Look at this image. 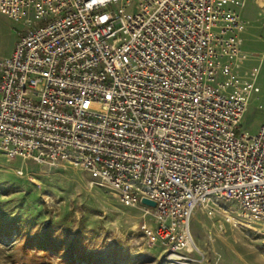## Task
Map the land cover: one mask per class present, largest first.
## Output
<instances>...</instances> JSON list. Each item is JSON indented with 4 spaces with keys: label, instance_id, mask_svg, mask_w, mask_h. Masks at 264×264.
Returning <instances> with one entry per match:
<instances>
[{
    "label": "built area",
    "instance_id": "obj_1",
    "mask_svg": "<svg viewBox=\"0 0 264 264\" xmlns=\"http://www.w3.org/2000/svg\"><path fill=\"white\" fill-rule=\"evenodd\" d=\"M247 1L0 0L23 27L0 60V154L86 173L148 218L168 264L200 263L197 209L264 241V119L241 130L259 92L237 72Z\"/></svg>",
    "mask_w": 264,
    "mask_h": 264
},
{
    "label": "rangeland",
    "instance_id": "obj_2",
    "mask_svg": "<svg viewBox=\"0 0 264 264\" xmlns=\"http://www.w3.org/2000/svg\"><path fill=\"white\" fill-rule=\"evenodd\" d=\"M22 25L0 14V57ZM264 38V31L262 32ZM245 50L239 79L255 77L241 130L255 136L264 119V40ZM263 54V56H262ZM218 80L224 79L218 75ZM148 222L105 187L71 167H46L0 154V264H168L164 248L140 231ZM190 234L198 264H264V241L197 209Z\"/></svg>",
    "mask_w": 264,
    "mask_h": 264
},
{
    "label": "crops",
    "instance_id": "obj_3",
    "mask_svg": "<svg viewBox=\"0 0 264 264\" xmlns=\"http://www.w3.org/2000/svg\"><path fill=\"white\" fill-rule=\"evenodd\" d=\"M240 19L245 22L246 26L238 33V37L241 40L242 56L238 60L237 71L240 67L241 62H243L245 56V50L253 48L258 42L263 41L262 32L264 31V0H248L241 7L235 8ZM14 44L11 51L6 56L0 57V60L5 59L10 56L13 51ZM248 52V51H247ZM263 56V54H262Z\"/></svg>",
    "mask_w": 264,
    "mask_h": 264
},
{
    "label": "water",
    "instance_id": "obj_4",
    "mask_svg": "<svg viewBox=\"0 0 264 264\" xmlns=\"http://www.w3.org/2000/svg\"><path fill=\"white\" fill-rule=\"evenodd\" d=\"M140 203L142 205H145V206L150 207V208H154L155 207V203L153 201H151V200L146 199V198H142L140 200Z\"/></svg>",
    "mask_w": 264,
    "mask_h": 264
}]
</instances>
